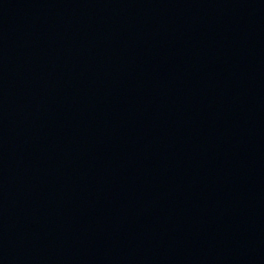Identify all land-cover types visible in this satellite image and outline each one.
<instances>
[{
    "label": "water",
    "instance_id": "95a60500",
    "mask_svg": "<svg viewBox=\"0 0 264 264\" xmlns=\"http://www.w3.org/2000/svg\"><path fill=\"white\" fill-rule=\"evenodd\" d=\"M0 264H264V0H0Z\"/></svg>",
    "mask_w": 264,
    "mask_h": 264
}]
</instances>
